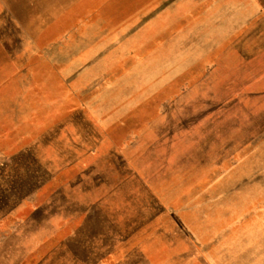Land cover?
<instances>
[{
  "label": "rangeland",
  "instance_id": "374dc122",
  "mask_svg": "<svg viewBox=\"0 0 264 264\" xmlns=\"http://www.w3.org/2000/svg\"><path fill=\"white\" fill-rule=\"evenodd\" d=\"M139 2L0 0V264H183L138 179L264 250V0Z\"/></svg>",
  "mask_w": 264,
  "mask_h": 264
},
{
  "label": "crops",
  "instance_id": "0c3cea01",
  "mask_svg": "<svg viewBox=\"0 0 264 264\" xmlns=\"http://www.w3.org/2000/svg\"><path fill=\"white\" fill-rule=\"evenodd\" d=\"M82 1L84 2L86 14L90 13L91 17H98V20L103 22L142 21L139 18L142 14H137L139 12L136 10L137 7L150 6L148 2H145V5L141 4L140 0ZM113 8H116V10L118 8L125 9L127 13L116 14ZM138 180L141 188L147 193L149 213L142 223L138 218L137 223L130 225L132 226V231L140 229L145 224V220H147V222H150L148 230L151 232L152 239L168 248L167 252L174 251V248L177 249V247H183V253H178L179 256L183 257V259H180L183 261V264H264V250L260 249L261 254L253 255L251 253V239L245 240V244L248 247L246 252L243 255L235 257L230 255L231 246L227 238L221 240L214 237V234L212 237L205 238L204 232L208 229H205L203 226V216L199 220L196 219V215L200 212V209L197 208L198 206L195 203L188 202L186 204L184 202V199L188 195L185 194L188 191V188H186L188 183H186L187 181L184 178L183 186L179 185L175 188V190L178 189L179 193L183 192V207L179 208L167 201V194L161 195V192L156 188L153 190L143 180ZM166 191L165 189L163 192ZM211 230L214 231L213 226Z\"/></svg>",
  "mask_w": 264,
  "mask_h": 264
}]
</instances>
